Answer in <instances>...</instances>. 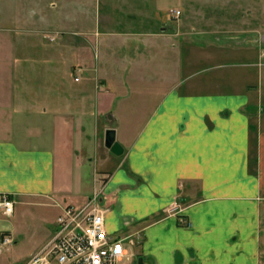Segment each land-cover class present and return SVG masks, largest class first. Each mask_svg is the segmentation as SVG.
Returning a JSON list of instances; mask_svg holds the SVG:
<instances>
[{
  "label": "crops",
  "instance_id": "obj_1",
  "mask_svg": "<svg viewBox=\"0 0 264 264\" xmlns=\"http://www.w3.org/2000/svg\"><path fill=\"white\" fill-rule=\"evenodd\" d=\"M122 1L100 0L95 23L84 24L96 59L77 51L60 54L63 68L53 62L57 93L34 102L29 84L20 95L0 88V103H9L0 123H38L0 127V195L15 203L12 215L0 206V264H25L49 245L67 197L82 206L95 195L109 234L136 245L142 264H259L264 124L255 63L251 79L228 61L193 70L190 45L159 16L158 0L146 4L150 12L142 0ZM65 66L81 78L65 79ZM101 87L119 103H101ZM130 91L146 101L125 103ZM110 127L121 154L105 144ZM96 161L103 176L90 190L85 172Z\"/></svg>",
  "mask_w": 264,
  "mask_h": 264
},
{
  "label": "rangeland",
  "instance_id": "obj_2",
  "mask_svg": "<svg viewBox=\"0 0 264 264\" xmlns=\"http://www.w3.org/2000/svg\"><path fill=\"white\" fill-rule=\"evenodd\" d=\"M158 1L159 16H166L172 21V26L181 29L179 34L182 35L184 46L186 43V47L190 45L191 58L188 57L192 61L193 70L206 69L207 66V72H213L218 69L216 66L221 65L219 62L228 61L235 63L234 67H230L234 68L231 70L233 73L239 74L240 77L246 74L247 78L251 79L254 72L247 68L253 66L247 64L255 63L256 76H260L257 82L260 81L261 91L257 115H262L260 118L264 124V0ZM150 2L151 0H142L143 9L147 12L150 11L146 4ZM99 3L100 0H0V88L12 90L14 87L20 95V91L29 84V87H32V101L41 102L46 99L45 93L56 92V89H51L56 87L55 79L58 80L59 77L55 73L59 65L53 64L60 63V68H63L61 53L72 57L78 52L92 51L91 55L96 59L98 49H88L86 37L89 33L84 31V24L95 23V7ZM116 4L123 5L124 1L117 0ZM175 9L181 11L179 16H174L171 12ZM50 57L52 60H48ZM216 60L218 65L214 63ZM67 68L64 67L65 79L75 81L76 76L81 78L80 72ZM96 83L101 85L99 79ZM47 90L49 92H46ZM96 90L101 103H119L113 91L104 87ZM55 92L51 93L54 95ZM4 93L12 95L10 92ZM4 93H1V96ZM163 94L162 91L159 92L160 97ZM145 101L146 93L130 91L125 103ZM8 104L0 103V121L8 118L3 115L9 109ZM94 111L96 112V109ZM96 116L97 113L94 117ZM31 124L38 128V123ZM31 124L0 123V127L4 131L16 130L17 127L23 130V126L31 128ZM95 152L97 157V151ZM100 170L97 161L86 170L90 190L94 185L100 186L103 176ZM67 198L66 204H79L77 196ZM49 209L51 215L57 213L56 207L51 206ZM261 221V226H264V219ZM181 222L189 225L185 217ZM127 246H131L136 255L132 262L130 260L123 264H139L140 255L136 253V245L128 241ZM260 259L259 264H264L262 256Z\"/></svg>",
  "mask_w": 264,
  "mask_h": 264
},
{
  "label": "built area",
  "instance_id": "obj_3",
  "mask_svg": "<svg viewBox=\"0 0 264 264\" xmlns=\"http://www.w3.org/2000/svg\"><path fill=\"white\" fill-rule=\"evenodd\" d=\"M172 12L175 16L181 14L179 9ZM14 204L10 194L0 195V206L7 215L13 213ZM59 206L61 212L54 238L25 264H123L134 257L123 238L109 234L106 209L100 205L97 195L82 206Z\"/></svg>",
  "mask_w": 264,
  "mask_h": 264
},
{
  "label": "water",
  "instance_id": "obj_4",
  "mask_svg": "<svg viewBox=\"0 0 264 264\" xmlns=\"http://www.w3.org/2000/svg\"><path fill=\"white\" fill-rule=\"evenodd\" d=\"M105 144L114 153L121 154L124 151V147L117 140V131L114 127H110L106 131ZM143 258L140 257L139 264H142Z\"/></svg>",
  "mask_w": 264,
  "mask_h": 264
}]
</instances>
